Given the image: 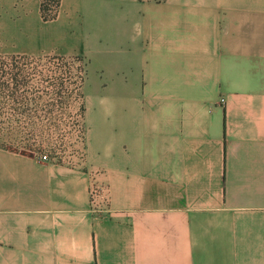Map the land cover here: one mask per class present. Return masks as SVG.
Segmentation results:
<instances>
[{
	"label": "crops",
	"instance_id": "crops-1",
	"mask_svg": "<svg viewBox=\"0 0 264 264\" xmlns=\"http://www.w3.org/2000/svg\"><path fill=\"white\" fill-rule=\"evenodd\" d=\"M11 56L8 106L46 108L51 58L109 95L80 164L0 146V264H264V0H0Z\"/></svg>",
	"mask_w": 264,
	"mask_h": 264
},
{
	"label": "rangeland",
	"instance_id": "rangeland-1",
	"mask_svg": "<svg viewBox=\"0 0 264 264\" xmlns=\"http://www.w3.org/2000/svg\"><path fill=\"white\" fill-rule=\"evenodd\" d=\"M86 63V60L77 57L43 61L41 83L51 95L41 104L47 108L50 106L53 113H45L44 108L40 114L27 116L9 110L12 127L8 134L6 132L2 135L0 132V146L47 154L59 163L80 164L85 153V125L81 111L84 106L83 97L85 102L92 103L98 101L97 98L109 95L101 90L95 91L94 83L100 76L94 62H90L87 71ZM83 69L84 73L81 74ZM86 72L87 80L83 89L82 76L86 77ZM35 83L38 80H31L29 86ZM62 90L66 93L59 96ZM114 97L117 98V95ZM4 101L6 99L0 98V104ZM13 108V105L8 106V109Z\"/></svg>",
	"mask_w": 264,
	"mask_h": 264
},
{
	"label": "trees",
	"instance_id": "trees-1",
	"mask_svg": "<svg viewBox=\"0 0 264 264\" xmlns=\"http://www.w3.org/2000/svg\"><path fill=\"white\" fill-rule=\"evenodd\" d=\"M44 11H46V8H43ZM18 57L11 56V57H0V98H3L4 101L3 103L0 104V132L5 134L10 131L12 127V122L10 120V111L13 110L15 111L18 115H26L30 116L32 113H35V110L28 108V107H19V108H13V109H8V95L9 97H13V94H18V96L21 99H25L24 94L27 91V86L29 85V80L27 73L23 72V68L18 66L16 64V59ZM61 59V58H58ZM84 73V69L81 70V74ZM86 77L82 76V86L84 85ZM64 89V88H63ZM67 91V90H66ZM21 92V93H20ZM63 93H66L65 91L59 92V96H62ZM23 95V96H21ZM23 97V98H22ZM54 110L50 106L44 110L45 113L51 114L53 113ZM81 111L85 113V108L84 106L81 108ZM38 110H36V113ZM31 125V124H30ZM33 125V124H32Z\"/></svg>",
	"mask_w": 264,
	"mask_h": 264
},
{
	"label": "built area",
	"instance_id": "built-area-1",
	"mask_svg": "<svg viewBox=\"0 0 264 264\" xmlns=\"http://www.w3.org/2000/svg\"><path fill=\"white\" fill-rule=\"evenodd\" d=\"M43 161H50V157L47 154H43ZM108 188L101 184H92L90 188V205L94 212L105 213L109 211V197Z\"/></svg>",
	"mask_w": 264,
	"mask_h": 264
}]
</instances>
